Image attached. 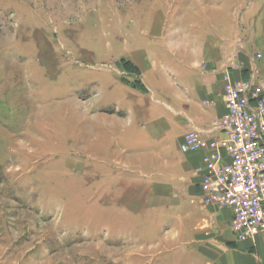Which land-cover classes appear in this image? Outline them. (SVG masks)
Listing matches in <instances>:
<instances>
[{
	"label": "rangeland",
	"instance_id": "obj_1",
	"mask_svg": "<svg viewBox=\"0 0 264 264\" xmlns=\"http://www.w3.org/2000/svg\"><path fill=\"white\" fill-rule=\"evenodd\" d=\"M223 12L227 59L264 89V0H0V264H186L159 239L162 191L136 173L103 180L99 115L132 96L104 76L142 72L167 26L210 29Z\"/></svg>",
	"mask_w": 264,
	"mask_h": 264
},
{
	"label": "crops",
	"instance_id": "obj_2",
	"mask_svg": "<svg viewBox=\"0 0 264 264\" xmlns=\"http://www.w3.org/2000/svg\"><path fill=\"white\" fill-rule=\"evenodd\" d=\"M223 14L210 29L191 23L167 26L153 38V56L136 62L142 72L105 74L104 82L114 85L112 91L128 89L132 96L122 92L106 101L99 115L100 169L105 182L119 171L136 173L151 180L153 192L162 191L158 206L170 218L163 216L158 222L163 233L159 239L178 241L172 252L177 250L180 262L185 258L186 264H264V232L253 240L235 241L227 228L228 210L201 200L195 169L203 153H183L179 148L186 131H205L226 111L221 68L228 62L226 51L237 29L234 15ZM238 44L245 47L246 41ZM126 75L133 84L124 81ZM231 75L242 77V72L232 69Z\"/></svg>",
	"mask_w": 264,
	"mask_h": 264
},
{
	"label": "built area",
	"instance_id": "obj_3",
	"mask_svg": "<svg viewBox=\"0 0 264 264\" xmlns=\"http://www.w3.org/2000/svg\"><path fill=\"white\" fill-rule=\"evenodd\" d=\"M227 61L221 68L225 113L205 131H186L179 148L203 153L195 169L201 200L228 210V230L245 241L264 232V89L256 67L248 77L233 78L239 62L234 56Z\"/></svg>",
	"mask_w": 264,
	"mask_h": 264
}]
</instances>
